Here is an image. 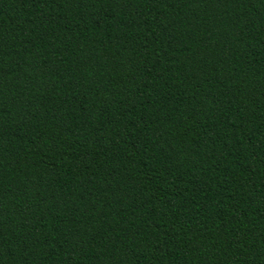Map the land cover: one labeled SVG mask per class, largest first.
I'll return each mask as SVG.
<instances>
[{"label": "trees", "instance_id": "16d2710c", "mask_svg": "<svg viewBox=\"0 0 264 264\" xmlns=\"http://www.w3.org/2000/svg\"><path fill=\"white\" fill-rule=\"evenodd\" d=\"M0 264H264V0H0Z\"/></svg>", "mask_w": 264, "mask_h": 264}]
</instances>
